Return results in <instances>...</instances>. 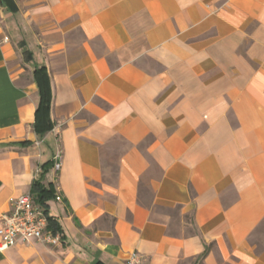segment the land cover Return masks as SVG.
<instances>
[{
  "label": "crops",
  "instance_id": "obj_1",
  "mask_svg": "<svg viewBox=\"0 0 264 264\" xmlns=\"http://www.w3.org/2000/svg\"><path fill=\"white\" fill-rule=\"evenodd\" d=\"M47 162L62 242L0 264H264V0H0V213Z\"/></svg>",
  "mask_w": 264,
  "mask_h": 264
},
{
  "label": "built area",
  "instance_id": "obj_2",
  "mask_svg": "<svg viewBox=\"0 0 264 264\" xmlns=\"http://www.w3.org/2000/svg\"><path fill=\"white\" fill-rule=\"evenodd\" d=\"M61 157L58 154V158ZM54 168L60 171L61 163L58 162ZM48 223V214L32 193L12 199L10 209L0 213V251L36 242L50 246L60 244L61 235L50 230ZM127 264H142L139 253H132Z\"/></svg>",
  "mask_w": 264,
  "mask_h": 264
},
{
  "label": "trees",
  "instance_id": "obj_3",
  "mask_svg": "<svg viewBox=\"0 0 264 264\" xmlns=\"http://www.w3.org/2000/svg\"><path fill=\"white\" fill-rule=\"evenodd\" d=\"M34 80L39 86L40 102L36 110V119L33 124V128L35 129L36 133L43 136L54 128V123L51 116V107L53 101L52 84L49 72L45 66L36 67L34 69ZM51 167V162H47V164L42 167L43 172L41 173L39 178L34 181V185L31 190V193L35 198L36 202L45 209L46 213H48L46 211L47 203L53 198L55 193L52 184H44L46 175L48 174V171ZM48 222L49 229L52 228L53 232L57 233L58 229L53 228V226H55V223L50 217L48 218ZM208 251L209 249L207 248L205 253L199 259L202 260L203 258H205L207 256Z\"/></svg>",
  "mask_w": 264,
  "mask_h": 264
},
{
  "label": "rangeland",
  "instance_id": "obj_4",
  "mask_svg": "<svg viewBox=\"0 0 264 264\" xmlns=\"http://www.w3.org/2000/svg\"><path fill=\"white\" fill-rule=\"evenodd\" d=\"M163 212L166 213V214H168V215H171L175 219L179 218V210L178 209L176 211H166L165 210ZM262 232L264 233V227H263V231Z\"/></svg>",
  "mask_w": 264,
  "mask_h": 264
}]
</instances>
